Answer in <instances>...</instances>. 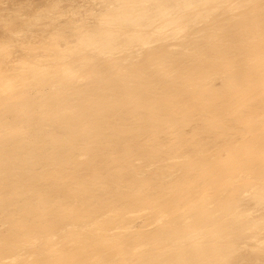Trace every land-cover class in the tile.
<instances>
[{"label":"bare ground","instance_id":"obj_1","mask_svg":"<svg viewBox=\"0 0 264 264\" xmlns=\"http://www.w3.org/2000/svg\"><path fill=\"white\" fill-rule=\"evenodd\" d=\"M93 3L0 12V264H264V0Z\"/></svg>","mask_w":264,"mask_h":264},{"label":"rangeland","instance_id":"obj_2","mask_svg":"<svg viewBox=\"0 0 264 264\" xmlns=\"http://www.w3.org/2000/svg\"><path fill=\"white\" fill-rule=\"evenodd\" d=\"M49 1V2H48ZM51 1H53V0H15V1H13V0H1L0 1V12H2L4 15H6V14H8V13H10L11 11H13V10H15L16 8L17 9H19L20 7H22L23 5H26V6H29V7H32L33 6V8H37V7H40V6H44V5H46V4H48V3H50ZM58 1H60V4H61V6L64 8V10L65 9H67L66 10V12H69V10L71 11L72 9H74V8H76V9H78V10H80L81 12L80 13H85L86 11L85 10H87V9H89L90 8V5H92V4H94L93 3V1H95V0H92V2L90 1V0H58ZM25 4H24V3ZM2 3V4H1ZM20 4H23V5H21L20 6ZM29 4V5H28ZM32 4V5H31ZM41 4V5H40ZM67 5V6H66ZM13 7L15 8V9H13ZM19 7V8H18ZM12 9V10H11ZM69 9V10H68ZM2 10V11H1ZM5 10V11H4ZM11 10V11H10ZM83 10V11H82ZM7 11V12H6ZM8 11H10V12H8ZM6 14H5V13ZM2 13H0V16H2L3 14ZM69 17H70V15L71 14H67ZM69 17H67L66 18V16L65 17H62V18H60V20H59V22H65L66 20H69ZM88 18H90V19H88L89 21H90V23L91 22H94L93 21V17H88ZM46 22V21H45ZM45 24V23H44ZM46 25V24H45ZM41 26H43V24L41 25ZM39 25L38 26H36V28L34 29V30H37V28L39 29ZM28 31V30H27ZM6 35H8V32L7 31H5V29L1 26L0 27V38H3V37H5ZM15 54H17L18 55V53H15ZM246 200V199H245ZM244 200V201H245ZM246 202V203H245ZM244 202V204H247L246 206L247 207H249L250 208V205H251V207H254V208H252V209H254L255 210V206H254V203L251 201V199H249V198H247V200ZM248 202V203H247ZM257 209V208H256ZM255 213H257L258 211L256 210V211H254ZM264 234V233H263ZM238 264H242V263H238ZM244 264V263H243Z\"/></svg>","mask_w":264,"mask_h":264}]
</instances>
